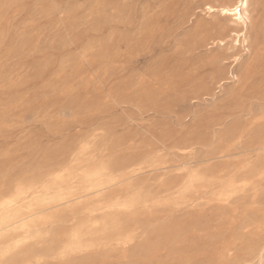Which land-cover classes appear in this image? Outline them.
<instances>
[{"label":"rangeland","instance_id":"obj_1","mask_svg":"<svg viewBox=\"0 0 264 264\" xmlns=\"http://www.w3.org/2000/svg\"><path fill=\"white\" fill-rule=\"evenodd\" d=\"M221 1L0 0V196L20 179L43 180L69 162L78 172L104 158L116 167L156 152L165 162L160 173L183 177L178 168L188 160L178 149L187 142L198 143L191 167L220 179L187 194L183 205L159 193L158 174L147 169L145 190L162 204L119 213L134 237L130 245L101 241V226H94L83 237L93 247L60 256L75 222L108 213L77 210L0 264H259V244L239 233L237 197L229 206L210 201L237 152L229 159L208 155L234 140L249 103L264 113V0H252L248 52L233 45L229 29L216 27V15L202 11ZM217 39L223 45H213ZM237 55L243 57L235 63Z\"/></svg>","mask_w":264,"mask_h":264},{"label":"bare ground","instance_id":"obj_2","mask_svg":"<svg viewBox=\"0 0 264 264\" xmlns=\"http://www.w3.org/2000/svg\"><path fill=\"white\" fill-rule=\"evenodd\" d=\"M245 4L247 5L246 9L244 8ZM237 6H240L241 8L239 19H237V15L235 14V9ZM251 7L252 0H235V2L231 5L225 4L222 0L220 3H218V5L205 3L202 7V11L209 15H216L220 20L216 24V27L218 29H229V36L232 37L231 39L233 45L241 48L242 51L248 52V30L255 27L253 11ZM212 44L215 46H221L223 45V40H213ZM213 56L215 55L213 54ZM218 56H220V54ZM242 57L243 55H237L234 59L235 63L240 62ZM215 60H217V58ZM230 76L232 79L234 78L235 80H237V76H234L232 74ZM221 85L222 84H219L218 87L220 88ZM253 104L254 103L251 102L245 107L243 111L245 119L239 130L237 131L234 140H232L231 142L220 143V146L216 145V147H213L209 151V159H229L235 156L234 153L237 152L236 162L234 164H226V168L222 170L224 182L221 193L212 197L210 201L222 202L229 206L231 204V199L233 197H237V200L239 202L240 236L247 243L259 244L260 250L258 253V261L259 264H263L264 113L262 114L260 112L257 113L256 111H254ZM222 125L223 124H219L217 127L219 128ZM196 145H198V143L187 142L182 148L178 149V152H180L181 155L185 157L186 160H188V162L186 163H181L183 164V167L179 166L181 168H178V170L185 171V175L183 177H181L182 175H180L179 177L175 174L176 176L168 178L167 173H160V171L164 170L161 167L165 164V162L155 158L158 156V153L156 152L155 155L157 156H153L154 158L147 155V158L142 159L139 162L124 163L116 167H114L109 162L111 161L109 157L107 160L99 156L101 159L107 161L103 162L102 160V162H97L98 164L89 166L86 169L81 168L82 170L79 169L80 172H76L78 168H76L75 166V171L72 170V167L71 169L67 168L68 166H70L69 164H71L69 162L68 166H65L66 168L60 167L53 173L46 175L43 180L20 181V179L11 187H9L8 185V188L10 189H5L6 195L0 196V261H2L1 259H7L9 257L12 258V255L15 254L16 250H18L21 246L27 244L28 242L37 239L39 240L40 238V240H42V228L44 226L46 227L48 224L57 221L58 217L60 219V216L62 214H66L67 212L75 215V211L77 210H80L81 213H83V216L86 214V217L87 215L89 216L95 212L108 213L103 217L101 216V218H99L98 220H84V218H82L80 220L83 221L78 220V222L80 221L79 223H73L74 225L77 224V226H74V229L69 233L67 243L63 245L58 253L60 256L64 257L68 253L82 252L89 247L91 248V246L93 247V244H85L83 241V237L87 235V232L89 233V231L91 230H89V228L92 227L93 229L94 226H101V231H98V233H101L103 235V238L100 236L102 238L101 241H110L111 244V240H113L118 242L122 246L124 245L125 247L128 244L130 245L134 237L130 234L131 232H129L128 228L124 226V219L123 221H121L122 218L120 219L119 213L124 212L125 214L133 216L134 214L132 213V211L135 209L137 210V208H140L141 211H143L142 209H147L149 205H154L153 208H156L155 205L162 204L159 200H155L154 198L151 199L149 196V192L145 190L148 179H143V176L146 173L147 169H149L150 172L158 174L157 177L155 176L156 179H154V183H156L157 185L158 192L163 194H170L171 196L176 195L179 201H182L183 205L186 203L185 201H187V194L194 195L199 188L205 189L206 185H209L211 183L214 184V180L217 177H208L203 174L199 168L191 167V165H193V162H191L190 160H193L194 158ZM148 153L150 152L148 151ZM152 153L154 152H151L150 155H152ZM90 161L88 163L92 162ZM84 164L87 163L84 162ZM217 180L219 181L220 179L217 178L216 181ZM173 205L178 206L177 203H174ZM122 217L125 218L124 216ZM227 221L229 226L233 224L231 221V216L227 217ZM53 224L55 225L56 223ZM71 227L73 228L72 225ZM66 232L69 231L67 230ZM18 233L22 235L16 237V234ZM98 235L99 234H97V236ZM257 236L259 237V239H257ZM91 239L92 238H90L89 241ZM92 242H94L93 239ZM108 244L109 243H107V245ZM95 246H98V243ZM122 246L121 248L124 247ZM100 248H98V250H100ZM20 254L22 257L28 255L25 249L24 251H21ZM37 256L38 255L34 257ZM54 256H57V253ZM57 258L58 257H56V260Z\"/></svg>","mask_w":264,"mask_h":264},{"label":"snow or ice","instance_id":"obj_3","mask_svg":"<svg viewBox=\"0 0 264 264\" xmlns=\"http://www.w3.org/2000/svg\"><path fill=\"white\" fill-rule=\"evenodd\" d=\"M246 7H247V5L245 4L244 8L246 9ZM240 13H241V8H240V6H237L235 9V14L237 15V19L240 18Z\"/></svg>","mask_w":264,"mask_h":264}]
</instances>
